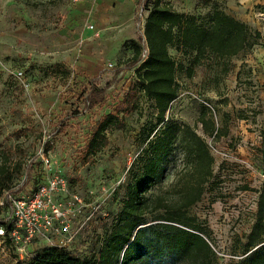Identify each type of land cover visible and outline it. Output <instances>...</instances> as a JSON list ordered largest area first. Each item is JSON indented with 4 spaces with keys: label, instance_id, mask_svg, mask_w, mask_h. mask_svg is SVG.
I'll list each match as a JSON object with an SVG mask.
<instances>
[{
    "label": "rangeland",
    "instance_id": "1",
    "mask_svg": "<svg viewBox=\"0 0 264 264\" xmlns=\"http://www.w3.org/2000/svg\"><path fill=\"white\" fill-rule=\"evenodd\" d=\"M140 1L0 0V154L5 152L10 162L23 164L13 183L18 192L9 193L22 196L46 178L60 174L66 189L55 195V201L73 211L68 218L69 234H49V241L35 237L19 254L5 233L11 215L8 193H4L0 200V205L4 201L0 207L4 223L0 224L4 230L0 234V264H27L47 245H57L73 256H87L117 210L127 170L141 150L143 135L150 130L151 138L160 127L152 102L138 92L133 109L121 114L120 122L106 131L105 146L85 162L81 151L97 119L109 112L136 80L129 41L143 43L134 27ZM162 2L183 14L201 17L200 22L212 6L234 14L260 33L257 45L264 46V18L259 16L264 13V0ZM89 13L97 16L98 22L93 32L83 37L77 31L84 22L88 26L82 17ZM168 52L183 68L176 71L178 95L165 117L194 128L214 157L213 175L189 212L207 230V241L216 254L214 264H236L255 220L258 191L264 186V98L260 97V85L250 80L253 57L244 51L236 57L205 54L196 61L194 52L175 46ZM107 63H112L111 68L103 69ZM186 67L192 69L191 76H187ZM16 71L22 74L18 76ZM91 76L95 80L89 84ZM236 88L244 99L240 100ZM254 98L258 102H251L253 113L247 114L248 121H240L238 112L243 108L238 105ZM204 109L219 136L203 134L198 116ZM48 133L53 136L51 144L42 146L49 160L45 164L39 150ZM180 167L177 155L151 192L167 187Z\"/></svg>",
    "mask_w": 264,
    "mask_h": 264
},
{
    "label": "trees",
    "instance_id": "2",
    "mask_svg": "<svg viewBox=\"0 0 264 264\" xmlns=\"http://www.w3.org/2000/svg\"><path fill=\"white\" fill-rule=\"evenodd\" d=\"M144 8V41L142 44L129 41L136 80L113 108L94 123L81 151V161L85 162L105 146L106 131L120 122L121 114L133 109L132 101L138 92L152 102L159 130L151 138L150 130L143 135L141 150L127 170L119 206L110 222L103 226L102 234L96 236L92 252L79 257L57 245H47L39 248L27 264L215 263L216 254L207 241L206 228L189 212L201 199L213 175L214 157L205 138L194 128L165 117L178 95L176 71L183 68L168 48L175 46L194 52L196 61L205 54L236 57L258 44L261 35L215 6L204 22L198 21L201 17L183 14L162 0H147ZM185 71L191 76V68L186 67ZM198 122L203 134L219 136L205 109L200 112ZM177 155L180 173L167 187L151 192ZM22 165L10 162L7 153L0 154V200L6 192H18L14 191L13 183L21 174ZM3 204L4 201L0 207ZM0 224L4 223L0 220ZM10 229L11 225L5 228V233ZM242 250L236 264H264V186L258 191L255 220Z\"/></svg>",
    "mask_w": 264,
    "mask_h": 264
},
{
    "label": "built area",
    "instance_id": "3",
    "mask_svg": "<svg viewBox=\"0 0 264 264\" xmlns=\"http://www.w3.org/2000/svg\"><path fill=\"white\" fill-rule=\"evenodd\" d=\"M142 1V2H141ZM138 6V18L136 26L139 33L143 37L144 17L142 11L145 12V3L147 0H141ZM142 6V7H141ZM259 16L264 18V13ZM145 54V51H144ZM143 54V56H144ZM112 63L106 64V69H110ZM16 75H21V71H16ZM89 84L92 81H88ZM83 112L86 109L82 110ZM52 133L44 135L39 150L40 157L45 164L48 163V158L44 155L42 146L52 143ZM66 189L65 179L60 174L52 175L41 181L35 190L29 191L22 196H13L8 193L6 198L10 206L11 229L8 231L9 237L15 250L22 254L26 246L35 238L43 237L49 241L48 235L69 234L68 218L71 217L72 209L55 201V195L64 192ZM14 190H18L15 187ZM77 199L76 196L73 197ZM73 200V201H74ZM2 203V202H1ZM4 230L0 229L2 235Z\"/></svg>",
    "mask_w": 264,
    "mask_h": 264
},
{
    "label": "crops",
    "instance_id": "4",
    "mask_svg": "<svg viewBox=\"0 0 264 264\" xmlns=\"http://www.w3.org/2000/svg\"><path fill=\"white\" fill-rule=\"evenodd\" d=\"M232 16H234V14H232ZM235 18L237 19H240L238 16H234ZM82 19L86 22H88V26H85V22L84 24L82 25V28L80 30H78L77 32H79V34H81L83 37L85 36H89L91 34V32H93V30L95 29V26H97V22H98V18L97 16L95 15H90L87 14V15H84V17H82ZM241 20V19H240ZM136 20L134 18V27H135V30H137L136 28ZM89 27H91L92 29H89ZM62 29H64V27H62ZM247 52H249L248 55H252L253 59L251 60V65H249V67L251 68V72H252V76L250 77V80H252V82L255 84V86L260 85L259 89L261 90L260 91V97L261 98H264V92L262 90H264V87H261V85H263L264 83V46L262 47L261 45H254L250 50H248ZM85 64V62L83 63ZM103 69H106V66L104 67L103 66ZM257 72H256V71ZM84 77H87V76H84ZM95 77H90L88 80H87V83L88 81H91V80H95L94 79ZM249 80V79H248ZM253 83H248L250 86L253 84ZM249 86V88H250ZM252 88H254L252 86ZM237 93L238 91H240V93H238L240 96V100L244 99V95L241 94V90L239 88H236L235 90ZM257 92V91H256ZM246 101L248 102H243L241 104H239L238 106H240V108H243V111L240 110L238 113H239V118H240V121H248V117H250L249 115H247L248 113H253V109H251L252 107H250L251 105V102L252 104H254L253 102L256 101L258 102L257 98H254V100H250V99H247ZM256 112V111H255ZM254 112V113H255Z\"/></svg>",
    "mask_w": 264,
    "mask_h": 264
}]
</instances>
